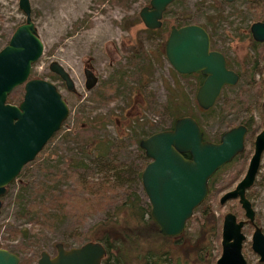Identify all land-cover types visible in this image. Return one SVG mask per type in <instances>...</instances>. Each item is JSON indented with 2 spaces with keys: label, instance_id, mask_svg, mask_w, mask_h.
<instances>
[{
  "label": "rangeland",
  "instance_id": "374dc122",
  "mask_svg": "<svg viewBox=\"0 0 264 264\" xmlns=\"http://www.w3.org/2000/svg\"><path fill=\"white\" fill-rule=\"evenodd\" d=\"M28 1L31 18L42 43V52L31 64L28 76L44 78L55 84L67 104L68 113L60 125V130L56 134L54 132V136L47 140L42 152L22 166L0 196V244L14 252L20 260L29 258L26 264H33L41 249L51 255L54 254L55 242L59 241L65 247H69L88 240L86 237L76 238L74 232L84 231L92 223L103 219L110 211V208H107L105 211L86 214L78 225L72 216L48 223L46 219L48 218L50 222L51 219L47 214L24 211L29 204L39 205L40 202L46 201L43 193L39 190L35 191L37 185L46 181V172L41 170L39 165L48 163L61 168L62 163L71 153L79 151L77 142L64 140L60 135L68 129L72 132L75 119L80 125H84L87 118L99 116L97 120H100L107 114L109 120L104 124L106 135L123 140L125 145L118 155L122 160H127L126 165L131 164L135 169L143 166L147 158L143 152L140 154L135 143L129 142L127 138L132 132H140L144 137L154 130L170 125L172 116L168 103L173 92H176L171 89L175 86L186 93L190 100V104L187 103V114L198 119L210 138L217 137L219 132L232 124L246 120L248 116L251 117V126L255 130L264 126L262 93L261 95L256 93L254 86L247 84L244 78L247 60L253 53L250 38L245 35V27L250 23V16L253 14L249 0H232L227 1L228 3L220 0H174L166 8L164 18L169 24L185 18L189 22L203 26L207 23V17L213 14L214 4L222 8L225 19L220 22L215 20L214 24H220L221 30L218 31L223 30L224 37H220L219 41L216 40L214 43L226 52L229 66L237 71L240 70L242 75L235 84L224 87L215 103L205 110L195 103L196 84L193 77L176 73L163 54L161 42L167 31L161 30L153 37H147L146 28L137 12L148 0ZM260 3L258 9L264 11V0H260ZM22 19L23 13L17 6V0H0V47L6 42L13 27ZM140 49L148 53V63H144L140 81L134 82L128 79L131 87H127L128 90L117 96H113L112 91L106 92V97H110L108 101L99 102L93 99L92 93L97 84L107 80L117 68L124 67L128 56ZM161 50L162 53H159ZM259 51L264 53V47L261 46ZM52 60L59 62L69 73L73 82L71 90L66 89L61 80L49 70L48 64ZM84 66L91 68L97 77L96 83L89 89L84 86L82 71ZM263 70L264 65L255 71L254 78L261 77ZM241 86L246 89L240 91ZM22 91V84L11 90L10 93L15 95L13 103L21 97ZM226 99L231 101L221 114L220 107ZM231 105L234 106L230 107ZM144 131L146 134L143 133ZM248 141L249 137L244 142L245 150H248ZM90 146H87V150ZM87 157L86 160L92 158L91 154ZM241 165L244 166L243 163ZM237 166L238 164L235 163L220 171L215 185L222 186L226 178L224 176L230 171L235 173ZM83 172L85 176L102 173L91 165ZM241 174L239 172L237 177ZM222 177L223 179L220 180ZM56 180V187L65 188L71 185L72 179L61 177ZM131 187L136 190L141 203L145 205L147 200L140 180L134 178ZM222 192L221 190L215 193L213 206L218 204V197ZM246 192L254 210V222L264 233V150L254 184ZM228 210H235L240 215L235 199H228L223 204H218L214 213L221 214L222 217ZM22 211L25 212L23 215L20 214ZM195 226L194 221L190 222L187 227L188 235L192 234ZM12 228H23L24 232L12 235L10 233ZM242 230L245 238L241 251L246 263L264 264L257 260V254L249 246L252 227L245 224ZM191 241H179L182 247L181 255L188 257V259L181 258L185 264H194L193 253H188ZM153 243L152 239H145V243L141 242V245L148 246ZM178 246L173 248L177 254H180ZM213 253L219 254L217 247L213 248Z\"/></svg>",
  "mask_w": 264,
  "mask_h": 264
},
{
  "label": "water",
  "instance_id": "95a60500",
  "mask_svg": "<svg viewBox=\"0 0 264 264\" xmlns=\"http://www.w3.org/2000/svg\"><path fill=\"white\" fill-rule=\"evenodd\" d=\"M173 0H148L138 9V16L147 28H157L167 4ZM232 1V0H226ZM23 19L16 24L0 47V196L22 166L32 160L47 140L60 128L68 107L55 84L29 77L31 64L40 56L42 43L31 18L28 0H17ZM251 37L264 40V20L249 24ZM164 56L179 74L199 72L203 79L194 93L196 104L207 109L213 105L223 85L234 84L237 73L227 68L222 53L209 49L207 31L198 23L170 25L163 43ZM67 88L73 82L66 69L57 61L48 64ZM84 86L91 88L97 81L91 68H82ZM264 105V70L262 74ZM22 84L21 99L7 101L11 90ZM245 126L241 123L223 130L218 140L204 139L195 118L177 116L170 127L152 131L138 140L148 160L142 166L139 180L146 196L148 214L162 235L175 236L185 228L186 220L207 195V180L213 172L243 149ZM264 150V126L255 134L252 153L240 179L220 194L218 203L236 198L244 219L253 222L254 211L245 196L258 169ZM242 219L226 211L220 225V251L213 264H247L242 254L245 238ZM55 253L41 249L33 264H100L106 253L104 245L88 239L79 245L65 247L55 242ZM250 249L264 262V233L254 225ZM18 256L0 246V264H18ZM173 264H181L176 257Z\"/></svg>",
  "mask_w": 264,
  "mask_h": 264
},
{
  "label": "trees",
  "instance_id": "16d2710c",
  "mask_svg": "<svg viewBox=\"0 0 264 264\" xmlns=\"http://www.w3.org/2000/svg\"><path fill=\"white\" fill-rule=\"evenodd\" d=\"M220 1L228 3L226 0ZM249 1V7L253 8L250 22L264 20V11L258 9L261 4L260 0ZM213 8V14L207 17V23L204 26L214 24L215 20L220 22V20L225 19V16L222 14V8L218 4H214ZM164 22L167 21L165 20ZM175 23L183 24L191 22L183 18ZM161 30L163 31V28L147 29V37H153ZM260 48L261 46L253 47V53L249 56L247 67H245L244 71L246 83L254 86L256 93L259 95L262 93V80L261 78L255 79L254 74L256 70H259L264 65V53H260ZM159 53H162V50ZM144 63H148V53L146 50L140 49L132 53V55L128 56L124 67L117 68L107 80L97 84L92 93L93 99L104 102L110 98L106 97V92L112 91L113 96L124 93L126 89L128 90L127 87H131L128 79L134 82L140 81ZM194 77L197 82L200 81L198 74H194ZM171 89L176 91L175 93L173 92L171 100L167 98L169 100L168 108L173 121L175 117L187 114V103L190 100L179 87L175 86ZM243 89L246 88L241 86L239 90ZM14 98L15 95L12 93L7 95V101L9 102H13ZM230 101L226 99L225 103L221 105V114L224 113V108ZM233 106L231 105L230 107ZM98 118L99 116L87 118L84 125H80L78 120L75 119L73 121L72 132L68 129L60 134L64 140L77 142L79 151L71 153L65 162L62 163L61 168L48 163L39 165V168L46 172V181L37 185L35 191L39 190L43 193L46 201L38 203L39 205L29 204L24 211L26 213L38 211L42 214H47L49 219H51V222L48 218L46 219L48 223L66 216H72L78 225L86 214L105 211L107 208H110V211L105 214L103 219L92 223L84 231L74 232L76 238H92L105 245L106 253L101 260V264H171L175 255L179 254H177L173 247L179 245V251L182 249L179 243L180 240H192L191 244L189 243L188 253H193L194 264H213L218 255L213 253V248L217 247L219 250L218 241L220 238L221 222V214L214 213L215 208L219 204L213 206L214 195L221 188L230 184L236 172H228L224 176L226 178L223 186L219 188H216L213 183L218 180L220 171L234 164L235 159H241L244 152L237 154L233 161L222 165L209 178L207 183L208 194L194 208L192 216L187 220L185 231L178 236H166L158 232L156 224L150 218L148 203L142 204L139 194L131 187V181L134 178L139 179L142 166L135 169L131 164L126 165L127 160H122L118 155L120 149L124 148L125 144H123V140L115 136L109 137L104 131V124L109 120V116L106 114L100 120H97ZM250 118V116L247 117V119ZM195 120L201 128L204 138L216 140L219 137L220 132L215 138L208 137L198 119L195 118ZM59 130L55 131L54 134ZM143 133L146 134L145 131ZM130 135L127 140L129 142L133 141L136 149L141 154L143 151L138 146V140L142 135L140 132H132ZM249 139L251 142V137ZM87 146H90L88 150ZM42 150L43 148H41L35 157ZM245 152L247 153L248 150ZM89 154H91L92 158L86 160ZM237 163L238 167H242V162ZM90 165L96 167L99 171L101 170L102 173L96 176H85L83 171L90 168ZM61 177H65L66 179L71 178V185L65 188L56 187V179ZM24 213L22 211L20 214L23 215ZM192 221L195 222L196 226L192 234L188 235L189 231L187 227ZM23 232V228L10 229L12 235ZM145 239H152L154 243L148 246L141 245V242L145 243ZM0 246L2 245L0 244ZM185 252L187 253V250ZM179 256L188 259L187 256L181 255V251ZM27 262H29V258L18 260V264H26Z\"/></svg>",
  "mask_w": 264,
  "mask_h": 264
},
{
  "label": "flooded vegetation",
  "instance_id": "af4514ba",
  "mask_svg": "<svg viewBox=\"0 0 264 264\" xmlns=\"http://www.w3.org/2000/svg\"><path fill=\"white\" fill-rule=\"evenodd\" d=\"M174 1V0H173ZM173 1H171V2H173ZM148 2V1H147ZM170 2V3H171ZM169 3V4H170ZM147 4V3H146ZM169 4H167V6L169 5ZM145 5V4H144ZM167 6L165 7V9H164V11L162 12V16H161V24H160V26L159 27H157V28H163V31H167L168 32V29H169V26L170 25H175V26H180V25H182V24H176L175 22L174 23H167V22H164L165 21V18H164V16H165V12H166V8H167ZM138 15V14H137ZM139 17V16H138ZM140 19V18H139ZM141 21V20H140ZM193 23V22H192ZM183 24H186V23H183ZM250 24V23H249ZM249 24L248 25H246V27H245V30H246V32H245V35H247V36H249V38H250V42H251V44H250V47H251V49L253 50V47H260V46H263L264 47V40H262V41H256V40H254L252 37H251V34H250V31H249ZM201 25V24H200ZM144 26V25H143ZM206 31H207V34H208V37H209V49H215V50H218V51H220L221 53H222V55H223V57H224V59H225V65H226V67L227 68H230V69H232V70H234L236 73H237V75H238V79H239V77L241 76L240 75V72L239 71H237V70H235V69H233V68H231L230 66H229V64H228V59H227V56H226V52L221 48V47H219L217 44H215L214 43V41H219V38L221 37V38H223L224 37V32H223V30L220 32V31H218V29H220L221 30V28L219 27L220 26V24H218V23H216V24H211V25H206V26H203V25H201ZM145 27V26H144ZM146 28V30L147 29H151V28H147V27H145ZM157 28H153V29H157ZM236 29H238V27H236ZM166 35H167V33H166ZM166 35H165V37H166ZM162 39H163V36H162ZM165 39V38H164ZM163 43H164V40H163V42H162V45H163ZM217 43H220V42H217ZM253 46V47H252ZM163 48V47H162ZM163 54H164V52H163ZM263 63H264V60H263ZM177 73V72H176ZM179 74V73H178ZM194 74H198L199 76H200V81L199 82H197V80H195V77H194ZM56 75V74H55ZM181 75H184V76H191V77H193V79H194V82H195V84H196V86H195V90H196V88H197V86L200 84V82H201V80L203 79V75L201 74V73H199V72H191V73H184V74H181ZM255 75V74H254ZM58 78H59V76L58 75H56ZM258 78H261V80H262V76L261 77H258ZM258 78H255V79H258ZM60 79V78H59ZM238 79H237V81H238ZM61 80V79H60ZM236 81V82H237ZM61 82L63 83V81L61 80ZM235 82V83H236ZM234 83V84H235ZM64 84V83H63ZM230 85H233V84H230ZM230 85H223L222 87H221V90H220V92H219V94L221 93V91H222V89L224 88V87H226V86H230ZM65 86V85H64ZM65 88L66 89H68V90H71L72 88H73V86L72 87H70V88H67L66 86H65ZM195 93V92H194ZM219 94H218V96H219ZM22 95V94H21ZM217 96V97H218ZM262 96H263V82H262ZM217 97H216V99H217ZM21 99V97L18 99V101ZM216 99H215V101H216ZM17 101V102H18ZM215 101H214V103H215ZM17 102H15V103H17ZM13 103V102H12ZM196 103V102H195ZM213 103V104H214ZM197 105V104H196ZM261 105L262 106H264L263 105V103L261 102ZM198 106V105H197ZM199 107V106H198ZM211 107V106H210ZM200 108V107H199ZM202 109V108H201ZM208 109V108H207ZM205 110V109H204ZM251 118L250 119H246V120H244V121H240V122H238V123H235V124H232V125H230L229 127H231V126H233V125H236V124H239V123H241V124H243L244 126H245V135H244V142H245V139H247L248 137H252V139H251V142H250V139H249V141H248V144H249V147H248V150L250 151H248L247 153H252V148H253V139H254V136H255V134L263 127H261L260 129H258V130H255V128H253L252 126H251ZM172 124V123H171ZM199 125V124H198ZM171 125H169L168 127H170ZM200 127V126H199ZM228 127V128H229ZM201 129V128H200ZM227 129V128H226ZM225 130V129H224ZM223 131V130H222ZM221 131V132H222ZM221 132H220V134H221ZM202 134H203V132H202ZM220 136V135H219ZM204 138V137H203ZM219 138V137H218ZM218 138L216 139V140H218ZM204 139H206V138H204ZM216 140H213V141H216ZM244 148H245V144H244V146H243V149L240 151V152H244L243 153V156L241 157V159H235V157H236V155L237 154H239L240 152H238V153H236L232 158H231V160L230 161H228V162H231V161H233L234 159H235V161H234V164L235 163H237V162H242L243 164H244V166H242V167H238L237 166V170H236V173H235V176H234V179L230 182V184L229 185H227L226 187H223V188H221L220 189V191L222 190L223 192L224 191H226V190H228V189H230V188H232L233 186H234V184L240 179V177L243 175V172H244V170H245V168H246V165H247V161H248V158H249V156H250V154L249 155H247V153L244 151ZM261 155H262V153H261ZM147 158V157H146ZM147 160H148V158H147ZM260 160H261V156H260ZM228 162H226L225 164H227ZM238 164V163H237ZM259 164H260V161H259ZM221 167V166H220ZM219 167V168H220ZM258 168H259V165H258ZM216 170H218V169H216ZM215 170V171H216ZM214 171V172H215ZM257 171H258V169H257ZM257 171H256V173H255V176H256V174H257ZM213 172V173H214ZM239 172H241L242 174H241V176L240 177H237V174L239 173ZM212 176V175H211ZM210 176V177H211ZM255 176H254V178H253V181H252V183H251V185L248 187V188H246L245 189V196L247 197V199L249 200V198H248V196H247V190L254 184V181H255ZM209 177V178H210ZM209 178H208V180H209ZM208 180H207V183H208ZM221 180V179H220ZM215 182L216 181H214V183H213V185L216 187V188H219L220 186H216L215 185ZM223 186V185H222ZM207 188H208V185H207ZM5 189H6V187H5ZM208 194V193H207ZM207 196V195H206ZM205 199V198H204ZM203 199V200H204ZM232 199H235L236 201H237V199L236 198H232ZM147 200V199H146ZM202 200V201H203ZM228 200V199H227ZM201 201V202H202ZM147 202V201H146ZM249 202H250V204H251V206H252V203H251V201L249 200ZM148 203V202H147ZM223 204V203H222ZM199 205V204H198ZM149 206V205H148ZM237 206L239 207V210H240V215L234 210V211H230V212H232V213H234L235 214V216H236V220L237 219H242L243 220V225H242V227H241V230L243 229V226L245 225V224H247V225H249L250 227H252V230H253V227H254V225H256L255 224V222H254V217H253V222H249V221H247V220H245L244 219V216H243V211H242V209L240 208V206H239V204H238V202H237ZM193 210H194V208H193ZM229 211V210H228ZM254 211V210H253ZM225 213V212H224ZM192 214H193V211H192ZM192 214L190 215V217L192 216ZM223 216V215H222ZM241 216H242V218H241ZM254 216V215H253ZM189 217V218H190ZM188 218V219H189ZM187 219V220H188ZM221 219H222V217H221ZM187 220H186V223H187ZM153 221V220H152ZM220 225H221V222H220ZM258 226V225H257ZM259 227V226H258ZM185 229H186V224H185V228L183 229V231H185ZM252 230H251V232H252ZM182 231V232H183ZM181 232V233H182ZM242 232H243V230H242ZM180 233V234H181ZM244 233V232H243ZM180 234H178V235H180ZM251 234V233H250ZM178 235H175V236H178ZM245 235V234H244ZM167 236V235H166ZM220 239V238H219ZM244 240V239H243ZM102 243V242H101ZM103 244V243H102ZM104 245V244H103ZM249 246H250V243H249ZM104 247H105V245H104ZM105 249H106V247H105ZM219 251H220V246H219ZM218 256V255H217ZM176 257H179V260H180V262H181V264H185L184 262H183V260L181 259V256H179V255H175V257H174V260L172 261V263L171 264H173L174 263V261H175V259H176ZM257 260H258V257H257ZM215 261V260H214ZM259 261V260H258ZM214 263V262H213ZM101 264V263H100Z\"/></svg>",
  "mask_w": 264,
  "mask_h": 264
}]
</instances>
